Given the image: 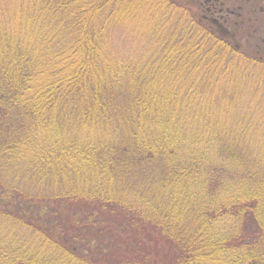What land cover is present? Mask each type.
<instances>
[{
  "label": "trees",
  "instance_id": "obj_1",
  "mask_svg": "<svg viewBox=\"0 0 264 264\" xmlns=\"http://www.w3.org/2000/svg\"><path fill=\"white\" fill-rule=\"evenodd\" d=\"M213 13L0 0V264H264V22Z\"/></svg>",
  "mask_w": 264,
  "mask_h": 264
},
{
  "label": "flooded vegetation",
  "instance_id": "obj_2",
  "mask_svg": "<svg viewBox=\"0 0 264 264\" xmlns=\"http://www.w3.org/2000/svg\"><path fill=\"white\" fill-rule=\"evenodd\" d=\"M251 1L253 0H203V3L207 7L208 12H214L212 15L216 14V22L218 23V26L223 28L225 24H229L231 26H239L240 18L242 16L240 13L241 10L245 11L246 13L249 12L252 15V18L256 19V4L251 6L254 8L248 7ZM261 11H263L262 8ZM246 19L251 20V17ZM223 23L224 25H222ZM259 34V41H262V44H264V38L261 36L264 33L260 31ZM259 41L256 40L253 44H256V42L260 43ZM258 48L261 49L260 46H258Z\"/></svg>",
  "mask_w": 264,
  "mask_h": 264
},
{
  "label": "rangeland",
  "instance_id": "obj_3",
  "mask_svg": "<svg viewBox=\"0 0 264 264\" xmlns=\"http://www.w3.org/2000/svg\"><path fill=\"white\" fill-rule=\"evenodd\" d=\"M255 4H256V7H257L258 11L263 13V14H257L259 16L258 17V20L260 19V20H262V22H264V0H253V1H251V3L249 4L248 7L254 8V7H251V6H253ZM261 8H262L263 11H261ZM260 24H261L260 25L261 26L260 31L262 33H264V23H260ZM124 29H126V34H129V31H132L131 28H130V26L127 25V24H125V28ZM261 36L264 38V34H262ZM255 41L253 40L252 43H254ZM259 42L260 43L257 42V44H255V45L260 46L261 50H264V44H262V41H259ZM131 44L132 43L128 39V36H126L124 34H123V39L122 38L121 39H118L117 42L114 43V45L116 47H118L119 49H121V48L128 49L129 47L132 46Z\"/></svg>",
  "mask_w": 264,
  "mask_h": 264
}]
</instances>
